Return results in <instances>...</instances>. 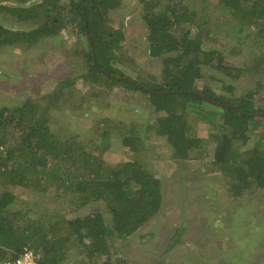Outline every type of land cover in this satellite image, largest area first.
<instances>
[{"label": "trees", "instance_id": "obj_1", "mask_svg": "<svg viewBox=\"0 0 264 264\" xmlns=\"http://www.w3.org/2000/svg\"><path fill=\"white\" fill-rule=\"evenodd\" d=\"M21 1L16 6L0 4V10L35 24L25 29L0 23V46L32 45L67 29L78 30L87 44L75 48L85 62L78 78L88 89L75 95L76 78L71 73L43 96L45 102L27 98L18 105L0 104V184L5 187L0 191V262L29 247L40 255L39 264H110V241L137 231L161 206L160 175L144 164L153 136L166 141L169 162L187 166L190 161H204L232 183L235 195L249 189L251 180L264 186V94L257 96L261 81L244 93L228 85L222 92L206 81L203 72L209 67L236 78L261 67L264 72V56L250 66L224 64L218 49L203 45L205 38H218L194 27L196 18L205 15L195 0H138L148 55L162 59L159 77L150 79L126 74L122 34L106 27L122 0ZM215 1L238 32L252 30L264 47V0ZM115 85L144 96L154 113L152 121L94 119L89 111L96 103H89V98ZM65 102L64 112L72 115L56 120L54 112ZM71 116L78 121L92 118L88 136L67 130ZM195 120L208 123L212 133L198 136ZM210 141L213 154L206 157ZM250 141L253 145L244 147ZM115 142L128 149L129 159L111 162L102 157ZM11 186L42 195L32 202L38 210L19 206L23 199ZM51 192L67 199L66 210L58 208L52 214L50 206L38 204ZM92 202L104 203L109 224L98 210L75 214ZM71 212L75 215L67 216Z\"/></svg>", "mask_w": 264, "mask_h": 264}, {"label": "rangeland", "instance_id": "obj_2", "mask_svg": "<svg viewBox=\"0 0 264 264\" xmlns=\"http://www.w3.org/2000/svg\"><path fill=\"white\" fill-rule=\"evenodd\" d=\"M195 1V6L204 10L205 15L196 18L194 27L199 31L209 30L218 38L217 41L205 38L203 45L218 49L224 64L245 67L264 56V47L252 36V30L238 32L230 22V15L215 0ZM21 3V0H0V4L8 6ZM0 23L25 29L35 24L18 21L3 9L0 10ZM106 27L122 34L121 51L127 56L122 67L130 78L159 77L162 59L148 55L147 29L138 0H122L109 15ZM78 44L87 46L84 36L78 30L73 33L67 29L32 45H1L0 104L18 105L27 98L45 102L43 96L49 95L56 84L71 73L76 78L74 94L86 93L88 87L78 78L85 64L81 53L75 50ZM203 72L206 81L222 92L223 86L228 85L234 92L244 93L261 81V92L257 96L260 98L264 94L262 67L240 78L209 67H203ZM112 88L96 92L92 100L89 98V103H96L95 110L89 111L94 119L98 122L101 117L125 122L138 118L152 121L154 113L144 96L117 85ZM67 106L68 102H65L57 112L52 108L56 120L64 121L65 116L72 115V112H68L69 115L64 112ZM79 120L71 116L67 130L88 136V121L92 118ZM193 125L198 136L208 137L212 133L208 123L195 120ZM149 140V156L144 164L149 171L160 175L162 203L137 231L126 238L115 237L110 241V264H264V186L255 185L251 180L249 189L244 188L235 195L234 186L220 171L207 167L208 164L201 160L190 161L187 166L169 162L166 141L154 136ZM252 145L253 141H250L244 147ZM213 149L214 142L210 141L206 157L213 154ZM102 157L111 162L124 161L129 159L128 149L115 142ZM3 189L5 187L0 184V191ZM9 189L23 199L19 206L38 210V205L32 202H37L38 195H42L22 187L11 186ZM38 204L50 206L52 214L58 212V208H68L67 199L54 192L46 196L44 203ZM77 210L75 214L78 215L98 210L106 223H110L109 211L102 202H92ZM72 214L67 216L75 215ZM103 258L96 261L99 263ZM79 260L89 262L87 257H79Z\"/></svg>", "mask_w": 264, "mask_h": 264}, {"label": "built area", "instance_id": "obj_3", "mask_svg": "<svg viewBox=\"0 0 264 264\" xmlns=\"http://www.w3.org/2000/svg\"><path fill=\"white\" fill-rule=\"evenodd\" d=\"M40 255L32 248L23 247L15 257L7 258L0 264H39Z\"/></svg>", "mask_w": 264, "mask_h": 264}, {"label": "water", "instance_id": "obj_4", "mask_svg": "<svg viewBox=\"0 0 264 264\" xmlns=\"http://www.w3.org/2000/svg\"><path fill=\"white\" fill-rule=\"evenodd\" d=\"M87 36H89V33L87 32ZM89 39H90V37H89ZM90 44H91V46H92V41L90 40ZM127 82H130V83H132V81H130V80H128V79H125Z\"/></svg>", "mask_w": 264, "mask_h": 264}]
</instances>
